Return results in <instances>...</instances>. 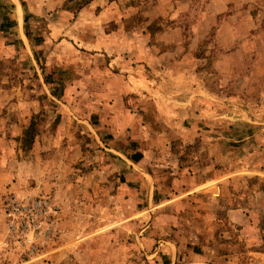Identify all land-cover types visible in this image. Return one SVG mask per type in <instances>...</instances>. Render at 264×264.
Instances as JSON below:
<instances>
[{
	"label": "rangeland",
	"instance_id": "rangeland-1",
	"mask_svg": "<svg viewBox=\"0 0 264 264\" xmlns=\"http://www.w3.org/2000/svg\"><path fill=\"white\" fill-rule=\"evenodd\" d=\"M0 264H264V0H0Z\"/></svg>",
	"mask_w": 264,
	"mask_h": 264
},
{
	"label": "built area",
	"instance_id": "built-area-1",
	"mask_svg": "<svg viewBox=\"0 0 264 264\" xmlns=\"http://www.w3.org/2000/svg\"><path fill=\"white\" fill-rule=\"evenodd\" d=\"M47 202L43 201L41 202H32L31 204H27V207L20 206L19 203H14L11 208L8 209V216L9 218V227L11 230H15L18 225L15 223L14 217L18 214H24L27 211V214L31 210H39L42 206H46ZM29 225V221L24 222V226Z\"/></svg>",
	"mask_w": 264,
	"mask_h": 264
}]
</instances>
